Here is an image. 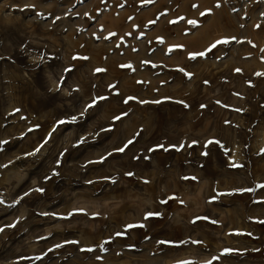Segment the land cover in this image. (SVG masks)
Masks as SVG:
<instances>
[{
	"label": "rangeland",
	"instance_id": "374dc122",
	"mask_svg": "<svg viewBox=\"0 0 264 264\" xmlns=\"http://www.w3.org/2000/svg\"><path fill=\"white\" fill-rule=\"evenodd\" d=\"M262 50L264 0H0V264H264Z\"/></svg>",
	"mask_w": 264,
	"mask_h": 264
},
{
	"label": "snow or ice",
	"instance_id": "6c2138e0",
	"mask_svg": "<svg viewBox=\"0 0 264 264\" xmlns=\"http://www.w3.org/2000/svg\"><path fill=\"white\" fill-rule=\"evenodd\" d=\"M143 2L144 3H152L153 2V0H143ZM34 7V6H33ZM193 7L194 8H197L198 6L197 5H193ZM216 7H220V4H219V2L216 4ZM164 13H162L161 15H163ZM211 14V9H206L204 12H201L200 13V15L201 16H205V15H210ZM57 19H59V18H57ZM179 19H181V20H183L184 19V17H180ZM177 21H170V23H176ZM151 23H155V21H152ZM187 23L188 24H190V25H192L193 27H196L197 26V21L196 20H188L187 21ZM256 27H259V25H257ZM112 35H116L115 33H110L109 34V37H106V39L107 38H110ZM232 40H235L236 38L235 37H233V38H231ZM161 42H163L162 41V38H161ZM230 41H229V38H222V39H220V40H217V41H215L214 43H212L205 51H201V52H198V53H190L189 54V58L190 59H196V57L197 56H205L206 54H207V52H211L214 48H216L217 47V45H225V44H228ZM249 43H251L250 41H249ZM253 46H255V45H253ZM177 48H184V46L183 45H172V46H169V52H172L174 49H177ZM262 51H264V50H262ZM82 59H88L87 57H83ZM122 67H131V65H123ZM96 72H101V71H105L104 69H96L95 70ZM179 71H181V72H184V74L189 78V79H191L192 78V73H188V72H186L185 71V69H183V68H180L179 69ZM235 71L237 72V73H240L242 70L241 69H235ZM257 75L258 76H264V73H257ZM250 83V82H249ZM112 87H115V86H112ZM117 95L119 94V93H116ZM105 99H107V97H99V98H94V100H93V103H91V104H89V105H87V107L85 108V112L88 110V108H92L94 105H95V103H96V101L97 100H105ZM133 99H135L134 97H128V98H126L125 99V101H124V103H128L129 102V100H133ZM140 103H150V101H140ZM151 103H160V101H151ZM178 103H183L182 101H178ZM185 107H188V105L187 104H185L184 105ZM201 107H205L204 105H202ZM16 111H19V109H16ZM237 111H240L239 109H237ZM84 113H81V115H83ZM122 115H127V113H124V114H122ZM122 117L121 116H116V117H114L113 119L114 120H120ZM72 120L73 121H75L76 120V117H73L72 118ZM58 123H65V121H59ZM29 131H31V129H29ZM82 142V141H81ZM213 142H215V143H217V144H219L220 142L219 141H212V140H210V141H208V143L209 144H211V143H213ZM133 143V140H129V141H127V143L123 146V147H121V148H119V149H117L116 151H118V152H120V153H123L124 151H125V149L129 146V145H131ZM193 143H196L195 141H193ZM157 147H163L162 145L161 146H157ZM175 147V146H174ZM39 149H37V151H38ZM154 150V149H153ZM165 150H167V149H165ZM151 151V150H150ZM34 153H29L28 155H33ZM206 154V153H205ZM108 155H112V153H109ZM137 159H138V157H136ZM103 159H106V157H104V158H102V160ZM145 159H148V157H145ZM102 162V161H101ZM58 164H59V161L57 162ZM234 167L235 166H238V165H233ZM58 173H55V172H53V175H57ZM126 175H128V176H132L133 175V173H131V172H129V173H126ZM47 179V178H46ZM184 179H189L188 177H185ZM191 179H196L195 177H192ZM147 182V181H146ZM261 187H264V185H261ZM34 191H37V192H43L44 190L43 189H40V188H37V189H34ZM236 191H240V192H243V191H252V189H238V190H236ZM25 195H29V193H25ZM172 197H170V199H171ZM0 203H3V201H0ZM16 203H19V201H16ZM162 203H166V201H162ZM153 215H156V216H159L160 215V213H147L146 214V216H145V219H147L148 217H150V216H153ZM197 219H200V218H197ZM203 219H207L206 217L205 218H203ZM195 222V221H194ZM17 223H18V221H17ZM212 223H216V221H212ZM261 223H264V221H261ZM144 225H128L127 227L128 228H133V227H143ZM8 227H15V223L14 224H12V225H9ZM4 229L3 228H0V232H2ZM120 235H122V233H116V236H120ZM71 243H78V242H76V241H71ZM105 244L106 243H108V241H105L104 242ZM159 243H165L164 241H160ZM194 243H199V242H194ZM62 245H56L55 247H57V248H59V247H61ZM101 247L103 248V245H101ZM105 251L107 250L106 248L104 249ZM50 251H51V249H50ZM82 251H94V249H92V248H88V249H82ZM227 251L228 250H226L225 251V254H227ZM98 259L100 258V257H97ZM185 264H191V262H185ZM209 264H210V262H209Z\"/></svg>",
	"mask_w": 264,
	"mask_h": 264
},
{
	"label": "bare ground",
	"instance_id": "6f19581e",
	"mask_svg": "<svg viewBox=\"0 0 264 264\" xmlns=\"http://www.w3.org/2000/svg\"><path fill=\"white\" fill-rule=\"evenodd\" d=\"M39 59V56H35L32 57V61L37 62V60ZM50 87L56 91L58 89H61V87L63 86V84L60 83V81L58 79H56L54 76H52L51 74L48 75V80ZM64 91L62 93V96H67L69 95V89H67L66 87L63 88ZM53 128L48 129V131L50 132ZM6 138V137H5ZM259 144H264V130L261 131L260 133V143ZM49 145H48V141L43 145V154L47 151ZM242 157V155L240 154L239 151V147H237L235 149V152L232 156H229V160L231 162H233L234 160H240V158Z\"/></svg>",
	"mask_w": 264,
	"mask_h": 264
}]
</instances>
